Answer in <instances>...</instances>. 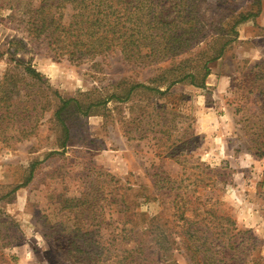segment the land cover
I'll list each match as a JSON object with an SVG mask.
<instances>
[{
  "label": "rangeland",
  "instance_id": "1",
  "mask_svg": "<svg viewBox=\"0 0 264 264\" xmlns=\"http://www.w3.org/2000/svg\"><path fill=\"white\" fill-rule=\"evenodd\" d=\"M206 1L209 34L229 30L242 14H259L237 25L238 38L222 59L207 63L211 71L204 87L208 58L198 57V47L175 63L187 61L194 83L189 76L172 83L178 73H164L159 68L165 64L133 66L119 53L83 63L59 57L41 42L29 41L19 13L0 9V80L17 38L26 43L17 57L30 62L65 98L103 100L113 93V83L127 88L146 82L161 91L172 84L164 95L141 89L129 101L110 100L87 116L66 111L64 151L60 124L48 121L56 103L34 134L0 153V264H74L77 251L70 245L66 257L65 233L59 228L73 226L78 208L69 204L81 203L92 207L93 213L85 214L90 223L93 216L103 220L93 239L100 246L120 233L127 213L137 231L152 230L146 239L158 264H191L170 223L175 192L163 177L184 186L198 180L195 186L219 200L220 210L235 222L234 242L251 252L247 264H264V156L248 149L246 128L255 97L251 88L264 89V0ZM117 93L123 94L121 87ZM33 162L39 164L32 181L15 189L29 178ZM96 247L90 249L101 248Z\"/></svg>",
  "mask_w": 264,
  "mask_h": 264
},
{
  "label": "trees",
  "instance_id": "2",
  "mask_svg": "<svg viewBox=\"0 0 264 264\" xmlns=\"http://www.w3.org/2000/svg\"><path fill=\"white\" fill-rule=\"evenodd\" d=\"M6 7L14 10V15L20 14L18 21L31 43L41 42L59 57L67 56L72 61L83 63L119 53L133 66L165 64V68H159L165 69L164 73H178L172 83L182 82L188 76L194 83V74L186 72L187 61L181 62L180 66H175V63L177 58L190 54L198 47V57L208 58L203 66L205 74L201 87H204L210 75L211 69L207 63L222 59L226 48L238 38L237 25L259 14H242L229 30L220 29V32L209 34L206 30V12L211 7L206 0H0V9ZM202 43L205 45L201 47ZM25 44L24 40L17 38L11 41L8 49L9 66L0 80V153L11 148L13 142H21L34 134L42 124L39 120L45 111L54 109L56 103L59 106L48 121L54 118L60 124L63 134L60 148L64 151L69 139V128L63 115L66 111L71 109L78 115L87 116L92 108L110 100L129 101L134 92L141 89L159 95L171 89L172 84L161 91L146 82L129 84L127 88L126 83H113V93L103 100H86L87 103H83L78 97L65 98L52 89L30 62L17 57ZM120 87L123 94L117 93ZM251 89L255 97L252 114L247 116L250 120L246 125L250 137L247 147L262 157L264 100L260 101L258 97L264 93V89L260 86ZM53 153L57 151L50 152L48 156ZM38 164H31L29 178L15 189L32 181ZM161 179L167 186L172 185L169 189L175 192L171 196L175 208L170 223L191 264L248 263L251 252L248 246L241 248L234 242L236 235L233 233L237 229L235 222L220 210L219 200L203 194L195 186L198 180L184 186L169 177ZM189 187L190 190H187ZM69 205L78 208L76 222H73V226L66 225L59 229L65 233L61 237L67 247L66 257L70 245L77 251L74 264H158L156 253L146 239L152 237V230L140 228L137 231L136 222L127 213H124L120 233L107 238L100 246L93 239L95 232L99 233V228L104 225L103 220L93 216L95 221L90 223V216L85 214L90 211L93 213V210L89 205L85 207V203L80 206ZM69 207L65 206V209ZM125 209L131 210L129 207ZM103 227V231H108L107 224ZM80 243L85 244V247ZM95 245L101 248L92 251L90 248Z\"/></svg>",
  "mask_w": 264,
  "mask_h": 264
}]
</instances>
